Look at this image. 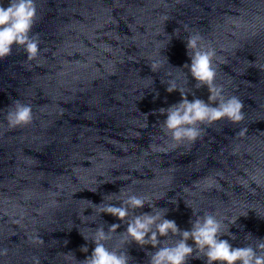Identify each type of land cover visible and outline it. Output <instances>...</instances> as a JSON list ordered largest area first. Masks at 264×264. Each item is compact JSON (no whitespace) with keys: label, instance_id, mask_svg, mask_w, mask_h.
<instances>
[{"label":"clouds","instance_id":"obj_1","mask_svg":"<svg viewBox=\"0 0 264 264\" xmlns=\"http://www.w3.org/2000/svg\"><path fill=\"white\" fill-rule=\"evenodd\" d=\"M36 19L35 0H8L7 7L0 3V59L11 56L14 48H22L28 60L38 55L39 35L33 33ZM202 41L199 32L188 34L185 42L191 63L185 64L183 68H188L196 81V89L207 88V101L196 98L194 93L190 101L187 95L189 92L178 89L175 82L170 81L166 91H179L181 100L158 110L160 115L166 116L160 125L161 131L177 143L185 140L194 142L202 134L200 125H211L222 119L239 123L244 119L243 102L237 96H225L223 87L215 84L213 61L216 52L211 47H205ZM158 66V63H154L152 70L155 71ZM13 103L14 107L6 117L9 127L30 123L33 118L31 105L19 100ZM244 131L241 130L239 134L243 135ZM150 147L153 150L158 148L157 145ZM118 193V203L100 207L104 203L103 198V202L96 206L100 215L109 214L125 223L126 230L118 232L120 224L108 225L107 230L103 223L94 228L90 239L83 236L86 241L94 244L91 254L78 261L72 253L77 264H130L133 257L129 255L127 246L133 242L142 249L148 245L155 249L146 252L147 264H189L190 260H202L204 264H264V238H256L248 233L245 240L250 242L244 243L242 247H233L229 239L221 237L228 236L236 240V235L230 231L226 233L224 220L212 212L198 214L192 210L195 218L189 221L191 227L182 230L174 220L165 218L168 209L156 207L149 197L131 191L119 190ZM145 205L151 208V212L136 214V210L143 209ZM238 218L231 223L235 225ZM114 235L120 238L119 246L110 247L109 241ZM80 251L88 253L89 249L85 245ZM7 253V248L0 249V256H6ZM35 264H39L38 258H35Z\"/></svg>","mask_w":264,"mask_h":264}]
</instances>
